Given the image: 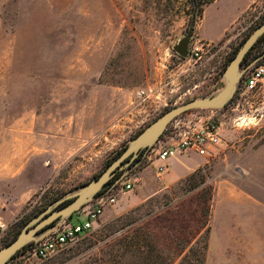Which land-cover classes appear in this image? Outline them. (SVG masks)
I'll return each mask as SVG.
<instances>
[{
    "label": "rangeland",
    "instance_id": "1",
    "mask_svg": "<svg viewBox=\"0 0 264 264\" xmlns=\"http://www.w3.org/2000/svg\"><path fill=\"white\" fill-rule=\"evenodd\" d=\"M207 1L194 18L192 0H0V247L161 113L223 86L227 63L264 20V0ZM190 29L181 58L173 47ZM263 52L264 39L242 65ZM208 118L221 143L209 156L189 151L194 171L167 183L180 165L168 162L161 180L143 149L100 191L127 170L134 182L111 192L115 203L91 231L45 259L29 244L6 264H150L157 252L171 264H264V76L249 90L242 78L221 109L177 116L160 139Z\"/></svg>",
    "mask_w": 264,
    "mask_h": 264
},
{
    "label": "water",
    "instance_id": "2",
    "mask_svg": "<svg viewBox=\"0 0 264 264\" xmlns=\"http://www.w3.org/2000/svg\"><path fill=\"white\" fill-rule=\"evenodd\" d=\"M263 34L264 20L244 39L227 63L222 74L223 86L220 89L211 95L194 98L174 105L161 113L135 136L130 138L120 155L111 161L97 177L82 184L75 191L66 193L55 200L44 211L28 221L12 241L0 247V264H6L25 245L37 242L49 235L67 221L73 213L91 202L100 194V191L106 187L107 182L115 175L117 170L128 166L143 149H150L153 147L160 139V136L163 134L168 124L177 116L194 108H223L234 95L246 70L257 65L260 60L264 59L263 52L252 59L248 65H242L247 52L251 50ZM190 37L191 29L187 35L173 47L174 51L181 58H186L188 55ZM125 159L127 160L123 163ZM127 172L128 170L125 173ZM125 173L113 184H117L126 175Z\"/></svg>",
    "mask_w": 264,
    "mask_h": 264
},
{
    "label": "built area",
    "instance_id": "3",
    "mask_svg": "<svg viewBox=\"0 0 264 264\" xmlns=\"http://www.w3.org/2000/svg\"><path fill=\"white\" fill-rule=\"evenodd\" d=\"M201 49V46L193 47V56L195 58L200 57ZM263 76L264 65H255L244 73L243 86L247 90L252 89L262 80ZM180 122H177L176 125H179ZM220 143V125L214 119H205L197 128L192 129L182 128L181 124L177 128L174 126L171 135L166 140L159 139L154 147H151L150 152L153 153V160L156 161L154 164L156 177L160 179L163 173L167 171L168 157L173 153L191 150L199 156H209ZM133 188L134 182L127 179L125 175L117 184H112L104 193L99 194L77 211L85 218L84 223L71 225L67 220L49 235L30 244L32 245L34 254L39 258L45 259L63 246L74 242L81 233L91 231L105 207L115 203L116 194L111 192L115 189L119 190V192L130 191ZM5 228L4 224L0 225V230H4Z\"/></svg>",
    "mask_w": 264,
    "mask_h": 264
},
{
    "label": "crops",
    "instance_id": "4",
    "mask_svg": "<svg viewBox=\"0 0 264 264\" xmlns=\"http://www.w3.org/2000/svg\"><path fill=\"white\" fill-rule=\"evenodd\" d=\"M203 33L205 34V38H208L210 40H214L217 39L220 35L221 32L218 33L217 35L213 36L212 33L207 32V31H203ZM190 150H186L184 152L181 153H173L171 156L168 157V162L169 165L171 166H178L180 165L181 167V172L179 173H175V172H171L169 174H167L166 177V181L167 183H173L174 181H176L177 179L182 178L183 176L191 173L192 171H194V169H196V167L198 166V160L194 159L191 157V155L189 154ZM151 160V159H150ZM179 161L181 163H179ZM152 162L155 164L156 161L153 160L152 158ZM169 172V168L167 169L166 173ZM165 177V175L163 174L161 176V180Z\"/></svg>",
    "mask_w": 264,
    "mask_h": 264
},
{
    "label": "trees",
    "instance_id": "5",
    "mask_svg": "<svg viewBox=\"0 0 264 264\" xmlns=\"http://www.w3.org/2000/svg\"><path fill=\"white\" fill-rule=\"evenodd\" d=\"M204 1H206V0H204ZM207 2H209V0ZM201 6H202V0H192V12H191L192 13V17L195 18L196 15H199L202 12ZM263 39H264V34L259 38V40L256 42V44H254V46L251 48V50L249 52H247V54L245 55L244 60H248V58H249V56L251 54V51ZM258 55H256L255 57H257ZM262 63H264V59H262V60H260L258 62V64H262ZM109 181L107 182L106 186L107 185H110V182ZM15 236L16 235L12 236V238L10 240H8L5 244H7L10 241H12L15 238ZM28 245L29 244H27L23 248H21L15 255H17V254L21 253L22 251H24L27 248ZM139 249H140V247H138V250ZM151 249H152V246H151ZM150 260H151V263L150 264H171V260L169 258H166V256L164 257L163 253L161 254V253H158V252H157V254L155 256V259H154V256H153V257H151Z\"/></svg>",
    "mask_w": 264,
    "mask_h": 264
}]
</instances>
